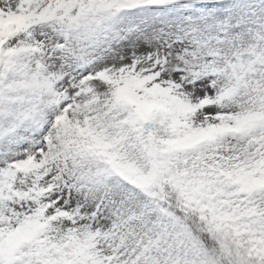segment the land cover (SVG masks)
I'll use <instances>...</instances> for the list:
<instances>
[{
	"label": "snow or ice",
	"instance_id": "obj_1",
	"mask_svg": "<svg viewBox=\"0 0 264 264\" xmlns=\"http://www.w3.org/2000/svg\"><path fill=\"white\" fill-rule=\"evenodd\" d=\"M0 264H264V0H0Z\"/></svg>",
	"mask_w": 264,
	"mask_h": 264
}]
</instances>
